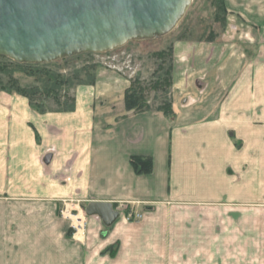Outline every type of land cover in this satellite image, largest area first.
Listing matches in <instances>:
<instances>
[{"label": "crops", "instance_id": "0c3cea01", "mask_svg": "<svg viewBox=\"0 0 264 264\" xmlns=\"http://www.w3.org/2000/svg\"><path fill=\"white\" fill-rule=\"evenodd\" d=\"M224 3L220 40L173 45L172 120L128 112L131 77L108 65L75 87L70 112L41 114L24 96L0 92V233L18 237L0 264H121L102 253L126 240L123 230H200L201 219L233 230L232 220L249 218L246 179H216L242 165L228 134L246 140L249 124L264 121V0ZM133 156L151 158L152 172L137 175ZM92 202L111 204L119 217L106 227L81 215L78 233L57 218L67 203ZM124 209L141 220L125 221Z\"/></svg>", "mask_w": 264, "mask_h": 264}, {"label": "rangeland", "instance_id": "374dc122", "mask_svg": "<svg viewBox=\"0 0 264 264\" xmlns=\"http://www.w3.org/2000/svg\"><path fill=\"white\" fill-rule=\"evenodd\" d=\"M214 16L216 17L214 18ZM184 17L175 29L165 36H159L152 40L129 41L122 47L112 51L89 55L81 54L78 55L80 58L77 59L74 58L76 56H72L71 58L74 59L68 61L67 66L62 60L45 63L51 71L70 78L71 84L62 87V93L60 94L63 96L61 98L62 101L70 100L73 90L77 87L74 86L77 81L73 79L72 75L82 81H85L89 76L90 70L81 71L84 67L94 65L116 67L130 76L131 80L139 76L140 82L147 86V82L155 79L154 72L157 71V65L161 62L154 57V53L166 52L172 46L173 71V45L176 41L213 42L205 41V38L209 37L210 34H217L218 36L214 41H218L225 33L228 25L225 17V27L222 29L223 16L222 13L217 11L213 0H192ZM239 34L240 31H238L237 35L239 36ZM162 61L165 62L163 67L166 66L168 57ZM5 62L13 61L0 57V63L4 65ZM22 68L9 67V71L2 73L1 78L6 82L8 76L6 77L5 74H9L22 87L38 86L34 78L30 76L29 69L26 67ZM157 94L160 95V93L150 89L146 93V99L152 107L159 105V100H156ZM49 106L55 108L53 102H50ZM249 127L252 130H249V137L246 140L235 138L233 133L228 134L232 143H234V152L237 154L238 161L242 165L238 169L232 167V169L224 168L222 172L217 171L216 179L217 184L229 180L226 177H231L232 180L236 182L242 181L243 183L246 179L245 183L248 185L247 197L249 200L245 208L250 212L247 220H232L233 230H224V223L222 220L219 221L217 219L214 222L209 219H201L200 230H123L126 240L114 241L110 247L104 249L103 257L105 259L118 258L121 264H247L255 259L263 261L264 121L251 123ZM229 155V148L226 149L225 147L224 159ZM218 186V188L222 189L220 185ZM69 205L71 206L72 204L67 203L65 207L69 209ZM220 205L217 203L216 208ZM65 207L61 208L60 211L64 210ZM80 208L84 213L85 208L82 206ZM66 215L63 216L59 213L57 218L69 221ZM256 215L258 216L257 218H255ZM83 216H85V213ZM75 220L78 221L80 219ZM11 224H14V220L8 218V230H10ZM104 234L100 237L101 241L107 242L109 240V236H107L109 230H105ZM17 238L15 235L11 236L10 232L7 234L4 232L0 233V260H3L7 255L8 248L16 247L14 239ZM74 240L72 241L76 242ZM8 264H13L10 258Z\"/></svg>", "mask_w": 264, "mask_h": 264}, {"label": "water", "instance_id": "95a60500", "mask_svg": "<svg viewBox=\"0 0 264 264\" xmlns=\"http://www.w3.org/2000/svg\"><path fill=\"white\" fill-rule=\"evenodd\" d=\"M192 0H0V57L45 64L112 51L129 41L171 33ZM84 213L106 227L119 217L109 203Z\"/></svg>", "mask_w": 264, "mask_h": 264}, {"label": "trees", "instance_id": "16d2710c", "mask_svg": "<svg viewBox=\"0 0 264 264\" xmlns=\"http://www.w3.org/2000/svg\"><path fill=\"white\" fill-rule=\"evenodd\" d=\"M214 6L217 11L222 13V29L225 27L224 21L227 14L224 0H213ZM216 16H214L215 18ZM185 18V17H184ZM218 35H211L205 38V41H214ZM202 39V38H200ZM178 40V39H177ZM89 55V54H86ZM155 58L159 59L160 64L157 65V71L154 72L155 79L147 82V86L140 82L139 76H136L130 81V86L125 92L124 96V105L125 109L128 112L133 113H142V112H161L169 120H172L174 117L172 111V99L170 98V92L172 87V46L168 50L156 52L153 54ZM168 63L163 67L164 63L162 60L167 59ZM74 58H80L76 56ZM74 58H65L62 62L67 66V62ZM47 64H18L15 62H5L3 65L0 63V92L6 93H16L24 96L28 99L29 104L32 109L39 113L46 112H70L74 108L73 98L70 100L62 101L60 94L62 93L63 86H69L71 84L70 78L65 75H62L58 72L51 71ZM9 67L23 69L22 67L28 68V72L31 77L34 78L38 86L31 87H22L18 84L16 79H12L9 74H5L8 80L6 82L1 78L2 73H6ZM99 66L94 65L90 67H84L81 71L86 72L90 70V74L85 81L77 79L76 76L72 75L73 79L76 82L74 86L82 84H92L95 80V71ZM9 71V70H8ZM156 91L157 94L156 100H159V105L152 107L148 100L146 99V93L148 90ZM53 102L55 108L49 106V103ZM129 163L133 171L137 175H149L153 169V163L149 157H138L133 156L129 159Z\"/></svg>", "mask_w": 264, "mask_h": 264}, {"label": "built area", "instance_id": "2783aa9c", "mask_svg": "<svg viewBox=\"0 0 264 264\" xmlns=\"http://www.w3.org/2000/svg\"><path fill=\"white\" fill-rule=\"evenodd\" d=\"M69 207H70L69 209L67 207H65L64 210L60 211V214L63 216H65L67 214L66 218H68L72 222V228L75 230L76 233H78V232H80V230L82 228H84V222L81 219V218H83L81 215H84V213L79 208L77 209L75 207V205H73V204L71 206L69 205ZM123 212L125 213L124 214V220L127 222H138L142 218L141 214H136L130 210L128 211V209H126V210L124 209ZM72 217L75 219H80V220L76 221Z\"/></svg>", "mask_w": 264, "mask_h": 264}, {"label": "bare ground", "instance_id": "6f19581e", "mask_svg": "<svg viewBox=\"0 0 264 264\" xmlns=\"http://www.w3.org/2000/svg\"><path fill=\"white\" fill-rule=\"evenodd\" d=\"M81 226V225H80Z\"/></svg>", "mask_w": 264, "mask_h": 264}]
</instances>
